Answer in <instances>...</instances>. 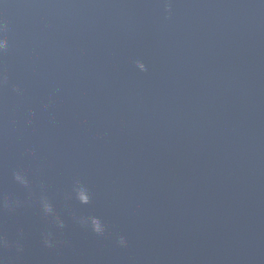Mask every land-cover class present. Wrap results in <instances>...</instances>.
Instances as JSON below:
<instances>
[{
    "label": "water",
    "instance_id": "95a60500",
    "mask_svg": "<svg viewBox=\"0 0 264 264\" xmlns=\"http://www.w3.org/2000/svg\"><path fill=\"white\" fill-rule=\"evenodd\" d=\"M0 41V264H264V0H0Z\"/></svg>",
    "mask_w": 264,
    "mask_h": 264
},
{
    "label": "clouds",
    "instance_id": "9594fccd",
    "mask_svg": "<svg viewBox=\"0 0 264 264\" xmlns=\"http://www.w3.org/2000/svg\"><path fill=\"white\" fill-rule=\"evenodd\" d=\"M3 46V42L0 41V47ZM141 67V69H145V65L143 63H140L139 65ZM19 179V177H18ZM62 226V225H61ZM93 228H94V231H96L98 234H101L103 232V227L100 225L99 221H93ZM119 243L121 245H126V239L121 236L119 238ZM45 244H47L48 246H51L52 242L50 239H48L47 237L45 238Z\"/></svg>",
    "mask_w": 264,
    "mask_h": 264
}]
</instances>
